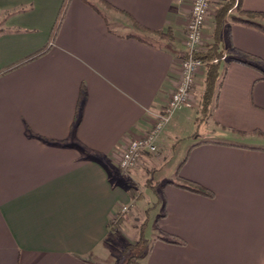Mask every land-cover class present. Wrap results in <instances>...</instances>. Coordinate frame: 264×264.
<instances>
[{
	"label": "crops",
	"instance_id": "crops-1",
	"mask_svg": "<svg viewBox=\"0 0 264 264\" xmlns=\"http://www.w3.org/2000/svg\"><path fill=\"white\" fill-rule=\"evenodd\" d=\"M192 2L0 0V264L116 262L113 219L137 202L119 162L178 85ZM240 8L264 12V0ZM221 47L213 136L192 142L158 186L163 211L139 264H264V136L255 133H264V74L231 60L239 51L264 61V30L228 19ZM206 73L196 75L199 100ZM186 112L174 114L157 155L144 154L143 170L176 146ZM179 178L213 197L171 184Z\"/></svg>",
	"mask_w": 264,
	"mask_h": 264
},
{
	"label": "rangeland",
	"instance_id": "rangeland-1",
	"mask_svg": "<svg viewBox=\"0 0 264 264\" xmlns=\"http://www.w3.org/2000/svg\"><path fill=\"white\" fill-rule=\"evenodd\" d=\"M225 2V0H216L210 10L206 26L208 23H213L215 13L220 8V4ZM236 13V11L229 13L225 21L231 19ZM260 20L264 21V18H260ZM224 56H226V53H224ZM199 92L198 89L195 92L197 96H195L194 107L189 110L185 108L187 110L186 116L189 117L183 123L175 125V130H178L177 137L173 139L176 146L164 148L160 155V160L158 159V163L151 167L150 171L143 170L141 164L137 169L133 170H123L121 167L119 169L120 175L125 179L127 178L126 182H128L129 187L131 186L137 194V202L134 208L130 205L128 206L129 211L124 217L119 218L118 215L113 221V234L109 244L113 250L114 257L116 256L114 264H126L135 253H138L135 245L139 241L141 244L144 239L143 246H149L152 234L157 232L156 219L163 211V200L158 186L166 180L174 178L178 166L192 142L205 136L208 138L213 136L210 134L214 132L215 125L209 116L210 112H207V114L201 108ZM244 142L248 144L257 143H253L250 139H246ZM157 153L158 151L154 154L157 155ZM139 173L142 174L139 175ZM132 247L134 249H131Z\"/></svg>",
	"mask_w": 264,
	"mask_h": 264
},
{
	"label": "built area",
	"instance_id": "built-area-1",
	"mask_svg": "<svg viewBox=\"0 0 264 264\" xmlns=\"http://www.w3.org/2000/svg\"><path fill=\"white\" fill-rule=\"evenodd\" d=\"M216 0H193L190 17L186 25L185 46L189 58L178 61L180 79L170 100L161 113L156 116V121L150 131L140 137L132 138L124 150L119 166L123 170L137 169L145 153L154 154L158 151L159 140L177 111L194 107L195 85L197 73L205 67V63L195 55L205 51L204 28L212 6ZM238 1H236L237 6ZM129 211L128 206L121 208L113 221L119 215L124 217Z\"/></svg>",
	"mask_w": 264,
	"mask_h": 264
},
{
	"label": "trees",
	"instance_id": "trees-1",
	"mask_svg": "<svg viewBox=\"0 0 264 264\" xmlns=\"http://www.w3.org/2000/svg\"><path fill=\"white\" fill-rule=\"evenodd\" d=\"M236 1L237 0H227L225 3L220 4V8L218 9V11L215 13L214 16L213 41L208 45H206L204 52L195 55L196 58L201 59L205 63V68L207 71L205 87L201 97V108L205 113L213 110L214 103L217 99V95L221 85L222 77L220 74V67L222 65L224 58H226L224 56L225 52L221 47L222 30L228 14L232 12L233 8H235ZM240 3L241 0H238V6H236L237 13L236 15H233L231 17V20L233 22L257 26L258 28L264 30V25L260 23V18H264V12L242 11V9L240 8ZM159 36L164 38V37H168V34L159 33ZM237 52L241 54V56L233 57L231 60L239 61L246 65L252 66L264 74V61L261 58L248 53L239 52V51ZM184 58H189V54L187 53L184 56ZM255 133L264 136L263 132L255 131ZM183 163H181V165ZM181 165L178 167L177 171L179 170ZM179 180L180 183H171V184L182 189L190 190L197 194L213 197V193L208 189L202 187L201 185L180 178ZM164 216L165 213L163 214L162 217ZM161 239L170 244H175L179 246L186 245V242L178 237L167 236V237H162ZM144 241L145 240L143 239L141 241V244L139 241L135 245L136 251L138 253H135L134 256H132L126 264H139V261L142 260L149 253L150 250L148 249V247L146 245L143 246ZM131 249H134V247H132Z\"/></svg>",
	"mask_w": 264,
	"mask_h": 264
}]
</instances>
